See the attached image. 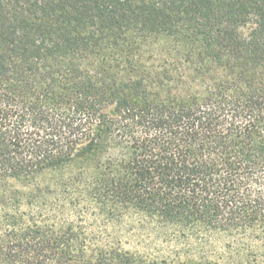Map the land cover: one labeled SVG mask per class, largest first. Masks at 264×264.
<instances>
[{
  "label": "trees",
  "instance_id": "1",
  "mask_svg": "<svg viewBox=\"0 0 264 264\" xmlns=\"http://www.w3.org/2000/svg\"><path fill=\"white\" fill-rule=\"evenodd\" d=\"M0 264H264V0H0Z\"/></svg>",
  "mask_w": 264,
  "mask_h": 264
}]
</instances>
